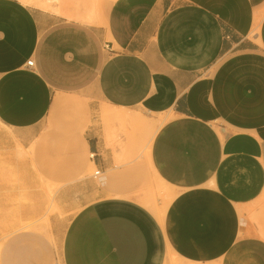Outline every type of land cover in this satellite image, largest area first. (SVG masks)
<instances>
[{
    "label": "crops",
    "instance_id": "0c3cea01",
    "mask_svg": "<svg viewBox=\"0 0 264 264\" xmlns=\"http://www.w3.org/2000/svg\"><path fill=\"white\" fill-rule=\"evenodd\" d=\"M107 3L89 25L0 0V123L50 135L57 178H82L55 264H264V0ZM102 105L171 116L150 152L174 191L162 223L130 195Z\"/></svg>",
    "mask_w": 264,
    "mask_h": 264
},
{
    "label": "rangeland",
    "instance_id": "374dc122",
    "mask_svg": "<svg viewBox=\"0 0 264 264\" xmlns=\"http://www.w3.org/2000/svg\"><path fill=\"white\" fill-rule=\"evenodd\" d=\"M53 2L61 8L63 16L77 23L81 22L76 18L90 9L98 11L105 8L104 2L93 0ZM103 108L106 106H100L98 116L104 139L114 129L118 138L126 142L127 157L119 164L129 163L133 174L132 178H125V182L137 194L135 198L138 194L141 197L151 195L157 208L165 207L173 198L174 191L154 178L143 150L156 129L107 120L101 115ZM128 111L140 113L148 122L171 117L141 110ZM49 136L39 135L27 145L0 123V264H55L58 258V241L73 215L65 213L73 203L65 200L63 188L82 178H57L64 168H59L57 160L54 165L50 162V156L57 158L58 150H49ZM116 148L113 153L119 159L121 149ZM93 173L90 171L89 175ZM27 224L30 225L26 227ZM170 262L180 264L174 259Z\"/></svg>",
    "mask_w": 264,
    "mask_h": 264
},
{
    "label": "bare ground",
    "instance_id": "6f19581e",
    "mask_svg": "<svg viewBox=\"0 0 264 264\" xmlns=\"http://www.w3.org/2000/svg\"><path fill=\"white\" fill-rule=\"evenodd\" d=\"M21 1L23 3L32 4V5H34V6L38 7V8L47 10L49 12H53V13L61 14V15L63 14L61 8L58 7L57 5H55L53 0H21ZM93 1L94 2L97 1L99 3H102V2L107 3V2H110V1H113V0H93ZM76 19H78V21H80L81 23L89 24V25L105 24L106 7L104 9L100 8L98 11H96L95 9H90L89 11L85 12L84 14L79 15ZM101 115H102V117L106 118L107 120L128 122L129 125H139V126H144V127H153V131H155V129H156V131L153 132L154 135H152V137L149 138V140H147V142L144 144L143 150L145 151L147 165L149 166L154 178L160 184L167 186V184L165 182H163L157 176V174L155 173L154 169L152 168L151 154H150L153 138L156 135V133L159 130V128L165 123L166 118L162 117L161 119H159L156 122H148L138 112L133 113V112H129L125 108H115V107H109V106H106V108L102 109ZM105 141L107 143V146L109 144L108 147L111 148L112 150H114L117 146L120 147L121 151H120V156H119L118 162L126 160V157H127V150H126L127 145H126V142L125 141L122 142L118 138V135H117V133H116V131L114 129L110 130L107 133ZM96 172H99V171H94V173L92 175L95 178L99 177V173L96 175ZM98 179H101V178H98ZM167 187H169V186H167ZM130 193H131L130 195H133V196L137 195L133 191L130 192ZM140 197H141L140 194H138V196L136 197L138 202L140 204H142L143 206H145L146 208H148L149 210H151L155 214V217L157 218V220L162 223L163 220H164L165 211H166V208H167L169 202H168V204L165 207L157 208L156 205H155V199H154L153 196H151V195H147L146 196L145 195V196H142L141 198ZM29 225L30 224H27L26 227H28Z\"/></svg>",
    "mask_w": 264,
    "mask_h": 264
},
{
    "label": "built area",
    "instance_id": "2783aa9c",
    "mask_svg": "<svg viewBox=\"0 0 264 264\" xmlns=\"http://www.w3.org/2000/svg\"><path fill=\"white\" fill-rule=\"evenodd\" d=\"M32 64H33L32 61H29V62H28V65H29V66H32ZM98 173H99V172H96V175H97Z\"/></svg>",
    "mask_w": 264,
    "mask_h": 264
}]
</instances>
